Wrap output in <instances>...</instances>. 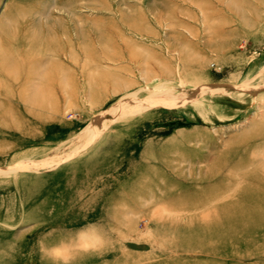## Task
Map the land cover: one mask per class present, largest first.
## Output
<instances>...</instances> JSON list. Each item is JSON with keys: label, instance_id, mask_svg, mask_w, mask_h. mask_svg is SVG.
Instances as JSON below:
<instances>
[{"label": "rangeland", "instance_id": "1", "mask_svg": "<svg viewBox=\"0 0 264 264\" xmlns=\"http://www.w3.org/2000/svg\"><path fill=\"white\" fill-rule=\"evenodd\" d=\"M262 124L264 0H0V264H264Z\"/></svg>", "mask_w": 264, "mask_h": 264}, {"label": "bare ground", "instance_id": "2", "mask_svg": "<svg viewBox=\"0 0 264 264\" xmlns=\"http://www.w3.org/2000/svg\"><path fill=\"white\" fill-rule=\"evenodd\" d=\"M262 125H264V124H262ZM261 127H263V126H261ZM262 133H263V132H262ZM22 165H23V164H22ZM27 166H28V168H29L30 165L28 164ZM23 167H26V164H25ZM31 169H32V168H31Z\"/></svg>", "mask_w": 264, "mask_h": 264}]
</instances>
